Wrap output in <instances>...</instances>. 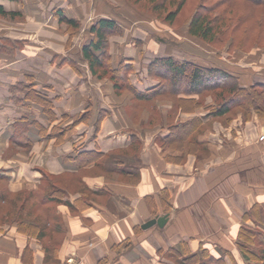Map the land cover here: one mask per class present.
<instances>
[{"label":"crops","instance_id":"obj_1","mask_svg":"<svg viewBox=\"0 0 264 264\" xmlns=\"http://www.w3.org/2000/svg\"><path fill=\"white\" fill-rule=\"evenodd\" d=\"M93 3L0 0L5 12L19 13L0 15V264H172L169 251L186 241L192 252L203 242L214 254L227 251V264L238 263L243 214L254 204L264 207V119H245L238 111L210 116L209 96L137 101L128 89L117 95L87 64H62L57 55L67 50L68 26L56 12L83 21L92 17ZM127 34L108 38L109 54L113 65L121 59L132 65L129 82L137 91L157 84L147 66L163 56L228 70L243 87L257 82L244 83L224 63H206L188 48L181 54L157 50L161 54L141 61L143 50L127 42ZM31 83L37 97L52 103L54 121L24 98ZM85 112L88 120L63 140L50 136L52 127H66ZM25 115L35 123L29 145L14 146L16 120ZM192 120L198 122L183 143H164L171 128ZM165 215L162 227L141 228Z\"/></svg>","mask_w":264,"mask_h":264},{"label":"trees","instance_id":"obj_2","mask_svg":"<svg viewBox=\"0 0 264 264\" xmlns=\"http://www.w3.org/2000/svg\"><path fill=\"white\" fill-rule=\"evenodd\" d=\"M10 1L18 2L19 0ZM131 1L135 5L143 4L148 13L157 19H162L170 27L183 29L188 37L219 51L249 52L264 48V0H196L192 11L183 17L179 24H177L178 19L188 0ZM56 14L58 21L67 25L70 30L75 31L79 27V21L65 16L62 10H58ZM0 15L16 18L19 13H7L0 7ZM117 26L112 18H98L88 28L90 39L80 48V55L86 62L90 74L97 79L107 78L111 81L117 95L128 89L137 101H149L163 94L183 95L184 93L203 98L209 96L213 100L208 107L210 116H224L231 111H238L245 119H250L252 116L264 119V83L255 82L251 86L243 87L240 84V78L228 70L189 60L179 61L172 56L154 58L147 66V74L152 80H157V84L143 92L135 90L128 79L130 72L134 70L132 65L123 59L113 65L111 56L107 52L108 38L118 30ZM2 41L3 47L7 40L2 39ZM70 61L72 60L63 59L62 63ZM33 86L31 83L25 88L24 98L39 103L48 121H54L52 103L43 97H37L32 89ZM192 100L195 99L190 101ZM180 103L190 107L189 101L180 100ZM104 116V113L98 115L96 131ZM88 118L89 113L85 112L66 127L54 126L50 136L55 135L63 140L66 133L76 124L86 122ZM197 122L192 120L171 128L170 137L164 140V143L177 147L189 137ZM33 124L35 126L34 120L28 115L16 120L11 140L14 146L29 145L27 135ZM41 130L39 128L40 132ZM161 199L163 209L168 211L169 203ZM242 220L243 224L237 231L236 249L244 264H264V207L254 204L243 214ZM248 220L253 225L245 224ZM188 243L181 242L171 248L168 256L172 258V264H227L225 259L228 255L227 251L219 249L214 254L205 243L199 242L197 250L192 252ZM233 262L238 264L236 260Z\"/></svg>","mask_w":264,"mask_h":264},{"label":"rangeland","instance_id":"obj_3","mask_svg":"<svg viewBox=\"0 0 264 264\" xmlns=\"http://www.w3.org/2000/svg\"><path fill=\"white\" fill-rule=\"evenodd\" d=\"M195 4L196 0L187 1L177 24L192 11ZM92 12V17L90 15L83 21H79L77 30L72 31L69 28L65 30L68 36L67 50L65 54L57 55V57L72 60L70 61L72 63H67L72 67L85 68L86 63L82 61L80 48L91 37L88 33V28L98 18L109 17L115 20L118 25V30L113 32L109 37L118 35L119 33H121V36L123 33H128L126 41L132 44L134 43L137 48L143 50L140 58L141 61L145 60L148 55L157 54V50L161 51L165 49L167 53L174 51L175 53L181 54L182 49L188 48L199 53V57L206 63L208 61L224 63L232 71L240 75L244 83L251 81L264 83V65L260 64L262 66H259L258 64L261 59H264V51L256 49L249 52L236 50L231 53L222 52L225 60H221L219 56L221 51L188 37L183 29L170 27L162 19H157L148 13L144 9L143 4L135 5L131 0H94ZM19 21L15 20L14 23L17 24ZM124 29L128 31L125 32ZM16 50L14 48L15 53L20 49ZM107 52L109 54V45ZM158 54H161V52ZM252 62H256L254 67L252 66ZM131 74H133V71L129 75ZM238 264H244L243 260L239 258Z\"/></svg>","mask_w":264,"mask_h":264},{"label":"water","instance_id":"obj_4","mask_svg":"<svg viewBox=\"0 0 264 264\" xmlns=\"http://www.w3.org/2000/svg\"><path fill=\"white\" fill-rule=\"evenodd\" d=\"M166 219H167V216H160V217H156V218H152L148 221H146L145 223H143L141 225V228L142 229H147L153 225H158L159 227H162L165 222H166Z\"/></svg>","mask_w":264,"mask_h":264},{"label":"built area","instance_id":"obj_5","mask_svg":"<svg viewBox=\"0 0 264 264\" xmlns=\"http://www.w3.org/2000/svg\"><path fill=\"white\" fill-rule=\"evenodd\" d=\"M259 140H260V141L264 140V132H263L262 135L259 137Z\"/></svg>","mask_w":264,"mask_h":264}]
</instances>
